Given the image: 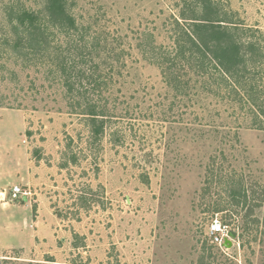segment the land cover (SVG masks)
I'll list each match as a JSON object with an SVG mask.
<instances>
[{"label": "rangeland", "instance_id": "obj_1", "mask_svg": "<svg viewBox=\"0 0 264 264\" xmlns=\"http://www.w3.org/2000/svg\"><path fill=\"white\" fill-rule=\"evenodd\" d=\"M215 1L264 36V0ZM67 2L101 85L83 78V95L107 126L93 136L70 105L51 64L60 36L16 55L9 13L43 0H0V264H264V130L193 73L164 75L153 49L171 44L184 2ZM17 186L27 202L12 199ZM214 221L231 248L211 243Z\"/></svg>", "mask_w": 264, "mask_h": 264}, {"label": "trees", "instance_id": "obj_2", "mask_svg": "<svg viewBox=\"0 0 264 264\" xmlns=\"http://www.w3.org/2000/svg\"><path fill=\"white\" fill-rule=\"evenodd\" d=\"M67 1L43 0L37 11L9 13L8 26L16 35V42L10 43L18 57H35L40 48L46 49L50 36H60L65 51L51 64L56 63L55 71L62 74L70 105L75 110L80 108L77 114L86 119L93 128L92 135L98 138L107 126V110L83 95L90 92L83 90V78H89V85L93 83L92 91H101L95 71L91 70L90 77L86 75L91 58L84 53L90 43L89 29L79 24ZM182 1L177 5L181 7L178 15L173 17L171 44L153 47L155 52L163 50L159 55L164 75L173 74L178 81L193 73L202 81L204 92L219 93L236 104L248 105L254 126L264 130V36L255 38L250 34L252 29L242 28L235 16L222 12L215 0ZM75 93L86 101L73 104L70 99L75 101Z\"/></svg>", "mask_w": 264, "mask_h": 264}, {"label": "built area", "instance_id": "obj_3", "mask_svg": "<svg viewBox=\"0 0 264 264\" xmlns=\"http://www.w3.org/2000/svg\"><path fill=\"white\" fill-rule=\"evenodd\" d=\"M21 195L25 198H28L29 194L24 193L22 189L18 186L12 189V199L13 200L18 199L19 196ZM230 238H231L230 231L227 226L223 225L219 221H214L211 224L210 229H209V239L213 245L224 247L226 240H229Z\"/></svg>", "mask_w": 264, "mask_h": 264}, {"label": "water", "instance_id": "obj_4", "mask_svg": "<svg viewBox=\"0 0 264 264\" xmlns=\"http://www.w3.org/2000/svg\"><path fill=\"white\" fill-rule=\"evenodd\" d=\"M27 201V198H24ZM225 248H231L232 247V241L226 240V243L224 244Z\"/></svg>", "mask_w": 264, "mask_h": 264}, {"label": "crops", "instance_id": "obj_5", "mask_svg": "<svg viewBox=\"0 0 264 264\" xmlns=\"http://www.w3.org/2000/svg\"><path fill=\"white\" fill-rule=\"evenodd\" d=\"M1 194H4V193L1 192ZM24 198H25V197H24ZM28 200H29V197L27 198V201H28ZM24 201L27 202L25 199H24Z\"/></svg>", "mask_w": 264, "mask_h": 264}]
</instances>
